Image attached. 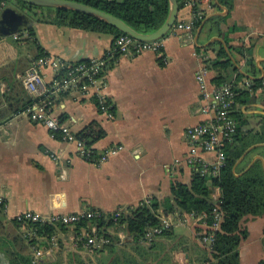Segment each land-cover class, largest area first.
<instances>
[{"label":"crops","instance_id":"0c3cea01","mask_svg":"<svg viewBox=\"0 0 264 264\" xmlns=\"http://www.w3.org/2000/svg\"><path fill=\"white\" fill-rule=\"evenodd\" d=\"M213 3L216 2L199 0L206 22L198 38V29L192 37L169 33L162 39L158 54L121 55L109 63L101 95L112 105L113 118L98 110L95 95L67 93L56 102V114L75 134L92 122L104 132L92 145L98 154L122 147L100 165L80 157L73 144L52 138L48 128L24 115L26 109H13L30 99L16 74L29 68L38 49L17 45V62L9 60L12 55L0 58L9 80L0 82V93L6 91L8 82L19 90L10 95L11 108L0 100V264H23L29 260L31 264H207L211 244L199 237L206 227L194 219L182 224L178 214L167 215L173 225L150 241H134L123 231L106 228V234L116 238L91 247L86 237L92 235L76 225L58 227L54 246L43 238L35 246L26 240L16 245L14 239L25 232L26 227L15 221L26 212L43 217L91 210L115 213L148 197L163 201L170 197L174 182L190 184L193 173L183 163L189 150L185 133L207 119L201 111L205 101L195 80L196 71L204 65L198 52L213 59L220 45L228 51L222 34L229 46L253 44L250 59L258 71L254 79H262L264 84V0H234L230 10ZM12 8L24 11L20 6ZM25 11L28 28L33 30L36 45L46 56L73 64L102 59L112 48L114 37L110 34L40 22L35 10ZM192 13V6L186 4L180 8L177 21L191 23ZM215 16L225 18L216 30L206 25ZM12 35H0V40ZM230 59L245 78L240 83L243 87L253 77L246 72L243 61L231 56ZM42 73L47 83L53 80L50 68H43ZM212 76L214 72L209 71L210 89L214 87L210 83ZM254 99L242 105L241 111L256 128L258 119L264 117V87L254 93ZM52 154L63 158L65 179L60 178L61 168ZM203 158L212 161L214 155L206 153ZM255 160H261L264 167L260 155L253 157L250 166ZM212 194L216 195V190ZM242 226L248 237L239 247L240 264H259L264 260V216L246 217ZM35 249L43 252L41 263L34 257Z\"/></svg>","mask_w":264,"mask_h":264},{"label":"trees","instance_id":"16d2710c","mask_svg":"<svg viewBox=\"0 0 264 264\" xmlns=\"http://www.w3.org/2000/svg\"><path fill=\"white\" fill-rule=\"evenodd\" d=\"M83 5L90 6L94 9L112 15L134 31L141 34H149L159 29L168 17L169 1L168 0H66ZM179 7H184L191 0H177ZM213 6L224 7L228 10L232 8L234 0H214ZM5 2L6 6H10L11 2L16 3L22 9L35 10L39 13V21L49 23L59 27H70L81 29L84 31L110 34L115 39L124 34L116 28L106 24L105 22L92 16L65 10L43 7H29L20 1L0 0ZM194 13L199 12L198 2L192 7ZM203 12V11H200ZM206 19L205 15L202 19L194 22V30H197ZM225 21L224 17H212L206 25L213 27L215 30ZM18 32H25L27 37L22 39L25 43H30L37 50L36 59L46 56L36 45L34 33L28 26L22 27ZM227 43L228 51L219 46L216 57L207 59L204 63L210 72H214V76L210 79V83L214 87L223 84H230L233 87L236 97L231 109V118L236 123L234 135L224 141L222 150L225 156L224 165L221 167L218 175L214 178L201 176L198 172H192V178L189 185L179 182L171 184V195L163 201L148 197L150 203L141 201L134 207H128L121 210L118 217L115 213H101L99 218H93L90 221H81L76 224L78 229H84L88 235H91V228L96 227L95 236L97 238H105L112 240L115 236L106 234V228H114L116 231H123L128 237L134 241L143 240L148 229L160 227L162 220L169 214L180 216L192 215L203 216L205 230L202 233L212 232L209 228L215 223L216 215H219L220 221L218 229L213 232V242L210 245V258L207 264H240L239 247L243 240L248 237L247 230L242 226V221L246 217L264 216V167L261 160H255L250 166L253 157L260 155L264 159V117H260L257 121V127L251 126V122L242 111V105H247L255 101L254 93L258 89L264 87L262 79H254L258 76L250 57L252 56L253 44L249 46H229V40L223 36ZM18 42V41H16ZM112 43V46H113ZM200 50L201 48H197ZM207 51V49L202 48ZM107 55V53H106ZM117 56V55H116ZM240 59L245 64L246 72L253 79L247 80L249 86L240 87V83L244 81V76L234 67L232 59ZM115 59V58H113ZM111 60L113 62L114 60ZM237 61V60H235ZM239 64V61L236 62ZM109 64V63H108ZM0 66V82L9 81L6 78L4 68ZM235 76V77H234ZM13 78V77H12ZM6 91L0 93V100L3 99L10 105V95L19 93L18 89H14V85L8 82ZM22 92V90H21ZM94 102H97L94 98ZM32 103L28 99L21 107H13L15 112L24 111ZM104 136L95 122L90 123L82 131L76 134L78 139L85 141L86 146L93 145L96 140ZM251 147L252 148L244 158H240ZM98 159V153L93 149L88 162H95ZM250 166V167H249ZM210 182V183H208ZM219 190V197L213 198L214 189ZM97 211V210H92ZM18 225V222L15 221ZM26 228L34 230L35 237L17 236L14 243L27 241L30 246H35L39 238L50 241L55 235L56 226L40 223H26ZM59 228L64 229V226ZM166 231H163L165 233ZM24 250L21 247V251ZM36 250V249H35ZM30 261V260H29ZM25 261L23 264H31ZM40 261V259H39ZM41 263V261L39 262ZM259 264H264V260Z\"/></svg>","mask_w":264,"mask_h":264},{"label":"built area","instance_id":"2783aa9c","mask_svg":"<svg viewBox=\"0 0 264 264\" xmlns=\"http://www.w3.org/2000/svg\"><path fill=\"white\" fill-rule=\"evenodd\" d=\"M199 0H191L187 4L194 6ZM5 2H0V13L6 8ZM199 10L202 9L199 7ZM192 13L193 21L184 23L177 21L170 33H182L192 37L194 30V22L204 17V12ZM15 41H20L27 37L25 32H16L12 35ZM162 39L150 42H140L132 39L128 35H123L115 39L112 48L102 59H90L78 63L68 64L61 59L49 56H42L34 61L28 69L21 74H16L17 81L23 86L32 103L24 111L31 121L41 123L50 130L52 138H58L64 143L73 144L80 157L90 159L93 150L92 145L86 146L82 139H78L76 134L70 129L65 121H62L56 114L55 104L65 94H77L83 97H91L95 95L98 110L105 114L107 118H113L112 105L101 95V91L105 85L106 67L110 61L116 60L121 55H139L144 52H153L158 54L162 49ZM201 51V50H200ZM197 53V52H196ZM117 55V56H116ZM203 63L208 59L202 52L197 54ZM48 67L53 72L54 78L47 83L42 73L43 68ZM209 69L205 63L195 73V80L198 88L205 101L201 111L207 116V119L196 126L190 127L185 133L188 143V154L183 163L193 172H198L208 179L218 175L221 167L224 165L225 156L222 150L224 141L230 139L236 129V123L231 118V109L234 104L236 93L230 84H223L219 87L209 88L208 83ZM249 86L248 82L245 86ZM122 150V147H111L98 154V159L92 162L100 165L108 160L109 157L116 155ZM212 153L214 158L208 161L203 158V154ZM51 158L58 163L61 168L60 178H66V168L63 158L58 154H52ZM178 162V161H176ZM217 194H212L213 198L219 197V190L216 188ZM215 195V196H214ZM145 203L149 204L150 200L145 199ZM121 210L115 212L118 217ZM99 211H86L68 214H55L43 217L30 212L23 213L16 218L19 225L26 227V223L49 224L56 227L72 226L81 221H90L93 218H99ZM179 222L185 224L188 220H195L205 226L203 216H179ZM220 217L216 215L215 223L209 228L212 232L199 233V237L204 243L211 244L213 242V232L218 229ZM173 225L170 217L162 220L160 227H153L146 231L144 239L152 240L162 235L163 231ZM96 228H91V235L87 236V244L91 247H99L101 244L108 243L105 238H97L95 236ZM25 236L35 237L34 230L25 228ZM50 245H55V236L50 238ZM43 252L34 251L35 259H40Z\"/></svg>","mask_w":264,"mask_h":264},{"label":"water","instance_id":"95a60500","mask_svg":"<svg viewBox=\"0 0 264 264\" xmlns=\"http://www.w3.org/2000/svg\"><path fill=\"white\" fill-rule=\"evenodd\" d=\"M14 1H20L29 7L65 9V10L80 12L92 16L94 18H97L105 22L106 24L116 28L124 35H128L132 39L140 42L156 41L166 37L174 27L175 23L177 22L178 12L180 10L177 0H168L169 13L163 25L153 33L141 34L131 29L120 19L80 3L66 1V0H14ZM205 22L206 21H204L202 25L198 28L196 33V38H198L199 34L201 33ZM29 25L30 24H29L28 13L27 11H25V9L23 12H18L12 7H6L0 15V35L2 36H10L16 33L17 31H19L22 27ZM252 148L254 147L249 148L238 162H240Z\"/></svg>","mask_w":264,"mask_h":264},{"label":"rangeland","instance_id":"374dc122","mask_svg":"<svg viewBox=\"0 0 264 264\" xmlns=\"http://www.w3.org/2000/svg\"><path fill=\"white\" fill-rule=\"evenodd\" d=\"M12 4H10V6H7V7H19V5H17V4H15L14 2H11ZM14 5V6H13ZM24 43V41L23 40H20V41H18V42H16L14 39H13V37H4V38H1V40H0V58L2 57L3 58V56H7V57H10V55H12L11 57H10V61H12V62H17L16 60H15V57H16V54L14 53L15 51H17L16 49L19 47V46H17V45H29V46H31L32 47V45L30 44V43H25V44H23ZM16 47V48H15ZM33 48V47H32ZM23 49V51H24V49L25 48H21V50ZM27 49H29V48H27ZM10 53H12V54H10ZM22 57V56H21ZM22 58H24V57H22ZM8 61V60H7Z\"/></svg>","mask_w":264,"mask_h":264}]
</instances>
